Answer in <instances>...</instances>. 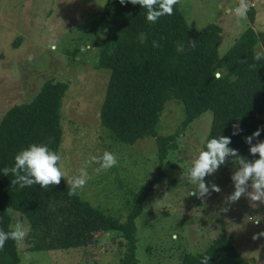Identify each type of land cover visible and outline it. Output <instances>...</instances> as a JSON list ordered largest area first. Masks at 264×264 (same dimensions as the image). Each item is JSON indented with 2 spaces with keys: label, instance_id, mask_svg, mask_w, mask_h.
<instances>
[{
  "label": "rangeland",
  "instance_id": "rangeland-1",
  "mask_svg": "<svg viewBox=\"0 0 264 264\" xmlns=\"http://www.w3.org/2000/svg\"><path fill=\"white\" fill-rule=\"evenodd\" d=\"M107 0H0V122L14 105L33 100L49 80L65 82L69 88L61 109L64 138L62 157L65 182L87 172V183L77 194L109 216L125 222L133 204L132 195L153 180L160 165L156 137L147 136L134 144L114 140L101 124L100 112L106 95L110 70L97 69L101 43L106 37L102 23L88 19L103 11ZM239 0H182L180 9L189 24L200 30L209 24L222 27L219 53L224 56L235 41L252 28L264 31V0H249L256 11L255 22H237L234 9ZM57 47L52 50L50 42ZM264 53L258 43L255 53ZM29 57H32L29 60ZM183 104L170 98L162 115L158 134L175 135L185 119ZM213 112L206 111L167 143L168 155L162 178L148 195L137 218L138 264H181L186 253L199 254L218 237H230L251 264H264V220L255 225L249 216L264 215V205L252 207L242 197L234 204L226 198L234 191L231 177L219 171L206 177L221 189L204 201L189 192L195 190L188 169L197 158L209 134ZM105 151L118 157V165L97 173ZM230 180V181H229ZM227 207V212L222 208ZM12 227L17 220L29 229L27 218L12 208ZM86 247L70 250L27 251L26 240L18 247L21 264H120L125 240L110 233L89 235ZM30 259L25 262V256Z\"/></svg>",
  "mask_w": 264,
  "mask_h": 264
},
{
  "label": "trees",
  "instance_id": "trees-1",
  "mask_svg": "<svg viewBox=\"0 0 264 264\" xmlns=\"http://www.w3.org/2000/svg\"><path fill=\"white\" fill-rule=\"evenodd\" d=\"M248 13L254 23L255 9L249 8ZM88 21L102 23L106 30L96 63L97 69L110 70L101 124L115 141L124 144L156 137L160 161L157 175L132 195L133 204L125 222L105 214L78 194L69 196L70 187L64 179L59 186L46 189L12 185L14 177L5 176L2 169L13 167L21 150L46 143L59 154L64 138L61 109L69 86L49 80L32 101L14 105L0 122V228L12 230L9 209L24 215L30 225L27 251L32 252L78 249L86 247L87 236L110 233L126 242L120 264H138L136 220L162 178L170 140L211 110L213 120L203 150L208 140L226 136L232 140L229 147L241 156L259 158L250 155L245 137L264 126V58L258 62L253 59L258 43L264 49V31L257 34L247 29L221 56L222 27L209 24L196 30L180 5L175 6L174 15H165L152 24L139 5L122 6L119 0H107L103 11L94 13ZM187 40L197 42L196 48L178 53L177 42L186 44ZM153 41L160 47L154 48ZM253 63L256 67L250 69ZM217 71L221 72L220 79L215 78ZM170 98L183 104L186 116L175 135L162 136L158 134L159 125ZM237 120L243 131L233 136ZM258 139L264 141V131ZM236 167L229 159L218 171L230 178ZM206 255L211 256L209 264H251L226 235L216 238L199 254H184L181 264H200ZM0 264H21L13 240L0 249Z\"/></svg>",
  "mask_w": 264,
  "mask_h": 264
},
{
  "label": "clouds",
  "instance_id": "clouds-1",
  "mask_svg": "<svg viewBox=\"0 0 264 264\" xmlns=\"http://www.w3.org/2000/svg\"><path fill=\"white\" fill-rule=\"evenodd\" d=\"M123 6L126 3L139 5L146 10V19L148 22L155 24L159 18L167 15H174L175 6L181 5L182 0H119ZM249 11V0H239L238 6L234 9V15L237 22L247 19ZM197 42L187 40V43L177 42L176 51L184 53L187 49L194 50ZM50 47L55 50L57 42H50ZM153 47H160L157 41H153ZM264 58V53L257 52L253 59L260 61ZM32 57H29L31 60ZM246 62V61H242ZM256 64H250V69H255ZM215 78H221V72L215 73ZM243 130L239 126V120L233 124L232 135H239ZM264 126L258 128L252 135L245 137V143L249 145V153L258 159L248 160L241 156L238 150L230 148L232 143L231 137L219 136L207 141L206 149L199 152L197 158L193 161L192 166L188 169L187 178L191 185L195 186V190L189 192V196L195 195L202 201L209 197L212 193H219L221 189L215 183H206L205 178L212 176L229 159L232 164L237 165L233 171L231 180L233 182L234 191L226 198V204H234L242 197L247 198L252 207L264 205V141L258 138ZM255 141V143H254ZM90 162L100 165L96 169L97 173L107 171L118 165V157L108 151H105L101 157L93 156ZM3 174L8 176L11 174L14 179L11 180L12 185H18L21 189L39 185L40 188L59 186L61 180L65 178L63 171L62 157L55 151L49 149L47 144H32L27 149L21 150L15 156L14 166L2 169ZM87 172L80 169L78 175H74L71 180L67 181L70 185L69 196H74L78 191H82L87 183ZM227 212V207L221 209ZM247 220L255 225H259L264 220V215L249 216ZM29 234V228L20 220L12 227V230L5 232L0 228V249H3L8 240H13L18 247H23L25 240ZM264 237V232H260L253 236V240ZM30 259L29 255L25 256V262ZM211 256H204L200 264H209Z\"/></svg>",
  "mask_w": 264,
  "mask_h": 264
}]
</instances>
